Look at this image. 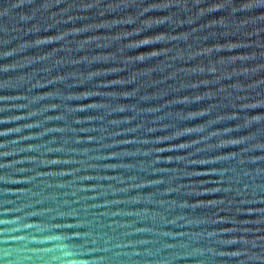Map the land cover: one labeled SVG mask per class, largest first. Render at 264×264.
Segmentation results:
<instances>
[{
    "label": "water",
    "instance_id": "water-1",
    "mask_svg": "<svg viewBox=\"0 0 264 264\" xmlns=\"http://www.w3.org/2000/svg\"><path fill=\"white\" fill-rule=\"evenodd\" d=\"M0 264H264V0H0Z\"/></svg>",
    "mask_w": 264,
    "mask_h": 264
}]
</instances>
